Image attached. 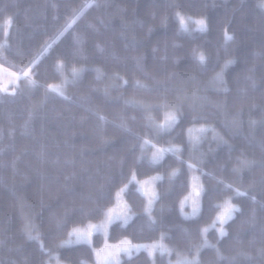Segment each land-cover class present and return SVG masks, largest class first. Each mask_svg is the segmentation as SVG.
<instances>
[{"label": "trees", "instance_id": "1", "mask_svg": "<svg viewBox=\"0 0 264 264\" xmlns=\"http://www.w3.org/2000/svg\"><path fill=\"white\" fill-rule=\"evenodd\" d=\"M263 1L0 0V67L15 74L0 81V264H96L106 240L162 237L167 252L119 264H178L197 251L199 264H264ZM177 13L206 30L182 31ZM173 110L179 122L162 131ZM152 144L181 151L153 163ZM133 173L161 177L151 210ZM125 185L127 224L63 243L101 221ZM229 198L240 211L204 245Z\"/></svg>", "mask_w": 264, "mask_h": 264}, {"label": "snow or ice", "instance_id": "2", "mask_svg": "<svg viewBox=\"0 0 264 264\" xmlns=\"http://www.w3.org/2000/svg\"><path fill=\"white\" fill-rule=\"evenodd\" d=\"M177 18H178V21H179V24L181 26L182 31H189V24H196L197 30H199V31H204L207 28L206 21L203 19L192 20L191 18H185L184 16H182L179 13H177ZM72 23H75V21H73ZM10 25H11V20L9 19L6 22L5 26L9 27ZM225 39L226 40H232L233 37L226 32L225 33ZM196 58L201 63H203L206 59L205 56L203 55V53L196 54ZM78 74H79L78 71L74 69L73 70V77L78 76ZM11 75H15V74H11ZM21 75L24 78H28L27 72H23ZM16 78L19 79V77H16ZM221 79H222V75L218 74L217 80H221ZM49 89L52 92H55L57 95L64 96L62 87L50 85ZM0 91H5V89L0 88ZM64 98L68 99L67 97H64ZM177 111L178 110H173V111H169L165 114L164 122L158 126L162 131H167L168 129L174 127L179 122V117L177 115ZM101 119H103V117H101ZM189 131L191 133V130H189ZM198 131L201 133H204L207 131H214V130H210V129H206V128H200V129H198ZM192 139L194 140V142L198 143L200 140V137L197 136V137H194ZM145 143L151 144V141H145ZM151 147L154 149L152 156H151V160L153 163H156V162H159L160 160H162L163 156L168 152L177 153V152L181 151V149L176 148V147H170V148L166 149V148L157 147L154 144H152ZM188 167L190 169H193V168H195V165L189 164ZM173 175H175V173H173ZM156 179H161V177H157ZM194 181H195V178H194ZM129 183H136L137 185H139L138 191H140L148 199L149 207L151 206L153 201L158 198L157 193L154 190V183L153 182L144 181L143 183H141L140 181L136 180L135 174L133 173L132 180H130ZM127 187L128 186L125 185L116 194L117 204L115 207L108 209L107 212L104 214L105 220L103 223H101L99 225L89 224L87 229H73V232L70 233L69 235L70 236L74 235L76 237L77 241H83V242L90 243L92 235L96 232H103L104 235L107 236L108 228L117 220H122L126 224L128 222V220L131 218L130 210L128 209L126 202H124L122 200V195L127 190ZM226 188L233 190L237 196L247 195L246 192H241L239 189H232L231 185H226ZM193 191H194L195 196L199 197L200 189L197 187V185L195 183L193 185ZM187 199L188 198H186V200ZM183 203L184 202H182V207H183ZM193 204H194L193 212L195 214V212H196L195 201L193 202ZM217 207H219L221 209V211L219 212V214L217 216V220L215 223H219L221 225L220 233L223 236V235L227 234L223 229V225L229 219H231L233 217L235 212L240 211V209L231 202V198L226 200L223 205H218ZM215 223H214L213 227H215ZM26 231L28 232L29 237L31 239L37 238V237H34L31 235V227L30 226L26 227ZM207 231H208V229L203 230V232L205 234L207 233ZM162 240H163V237L161 238L160 243L154 244L151 246L132 245L131 242L127 241V240L121 241L117 245H108L107 243H105V247L96 252V257H97L98 261L102 260L103 264H118L116 257L120 253H124V254L131 256L133 250H139L141 247H143L145 250L149 251L150 255L153 254V252L157 249H159L162 253H164V252H167L168 249L163 245ZM198 257H199V251H197L196 257L193 260H181L178 262V264H199Z\"/></svg>", "mask_w": 264, "mask_h": 264}, {"label": "rangeland", "instance_id": "3", "mask_svg": "<svg viewBox=\"0 0 264 264\" xmlns=\"http://www.w3.org/2000/svg\"><path fill=\"white\" fill-rule=\"evenodd\" d=\"M262 6L264 7V1L262 2ZM12 74V72H9L8 70H6L5 68H2V67H0V81H2V88L5 86V88L7 87V84H9L10 83V81H14V75H11ZM157 177H159V176H157V175H155V176H151V177H149V178H146V179H141V180H137V181H140L141 183H143L144 181H151V182H153L154 183V190H155V192L157 193V183L156 182H158V179H156ZM137 187L139 188V185H137ZM157 196H158V193H157ZM191 197H194V195H190V197H189V200H188V204L191 206L192 205V207H191V210L190 211H188V213H186V215L187 216H189V217H196V216H198L199 215V213H200V210H201V200H200V198H199V201L197 200V199H191ZM147 199V198H146ZM122 200L124 201V202H126V200H125V197H124V195H122ZM157 199H155L154 201H153V203L151 204V206L149 207V204H148V199H147V210H151V208H152V206L154 205V203H155V201H156ZM192 200V201H191ZM195 201V207H196V212H195V214H194V212H193V208H194V204H193V202ZM231 202H232V200H231ZM233 203V202H232ZM116 204H117V201H116V203L111 207V208H113V207H115L116 206ZM126 204H127V206H128V209L130 210V208H129V205H128V203L126 202ZM224 203L222 202V204L221 205H223ZM234 204V203H233ZM235 205V204H234ZM237 207H238V205H236ZM111 208H109V209H111ZM239 208V207H238ZM220 211H221V209H220ZM219 211V212H220ZM219 214V213H218ZM218 214L216 215V217H215V219L213 220V222L211 223V224H209L208 226H205V228L204 229H210V228H216V229H218L219 231H220V227H221V225L219 224V223H215L216 222V220H217V216H218ZM130 215H131V218L128 220V222L132 219V217H133V215H132V213H131V211H130ZM104 220H105V217L101 220V221H99V222H90V223H88L87 225H85V226H76V227H73L72 229H71V232L70 233H72L73 232V229H87V227H88V225L89 224H93V225H99V224H101V223H103L104 222ZM116 222H122L123 224H125L122 220H117ZM127 222V223H128ZM115 223V222H114ZM126 223V224H127ZM214 223H215V227H213V225H214ZM111 227V226H110ZM110 227L108 228V232H107V236H108V234H109V230H110ZM223 229H224V225H223ZM208 232V231H207ZM97 233H101V234H103L104 235V233L103 232H96V233H94L93 235H92V237H91V242L90 243H88V242H83V241H77L76 240V237L74 236V235H72V236H68L67 238H65L64 240H63V243L64 244H67V245H74V244H79V243H86V244H93V237H94V235L95 234H97ZM205 234V233H204ZM124 240H127V241H130L129 239H123V240H120V241H118V242H110V241H108V240H106L105 241V243H107L108 245H117V244H119L121 241H124ZM131 242V241H130ZM161 241H159V242H153V243H133V242H131V244L132 245H139V246H145V245H147V246H151V245H154V244H158V243H160ZM105 243L101 246V247H99V248H96L95 249V255H96V252L97 251H99V250H101V249H103L104 247H105ZM163 243V242H162ZM204 245H208L209 244V240H208V237H207V233L205 234V236H204ZM163 245H164V243H163ZM166 245V244H165ZM141 251H147V250H145L143 247H141L139 250H133V252H132V254H131V256L132 255H134V254H136V253H139V252H141ZM148 253H149V251H147ZM158 252H161L160 250H155L154 252H153V254H151L150 256L151 257H155L156 256V253H158ZM124 257H130L129 255H127V254H124V253H120L117 257H116V260L118 261V264L121 262V260L124 258ZM58 263L59 264H64V263H60V261H58ZM96 264H103V262H102V260L101 261H98L97 260V257H96Z\"/></svg>", "mask_w": 264, "mask_h": 264}]
</instances>
